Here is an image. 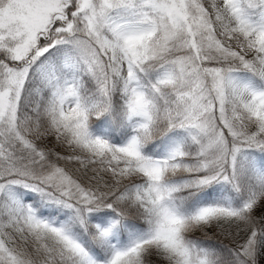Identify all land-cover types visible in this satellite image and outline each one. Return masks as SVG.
<instances>
[{
	"label": "snow or ice",
	"instance_id": "6c2138e0",
	"mask_svg": "<svg viewBox=\"0 0 264 264\" xmlns=\"http://www.w3.org/2000/svg\"><path fill=\"white\" fill-rule=\"evenodd\" d=\"M0 264H264V0H0Z\"/></svg>",
	"mask_w": 264,
	"mask_h": 264
}]
</instances>
